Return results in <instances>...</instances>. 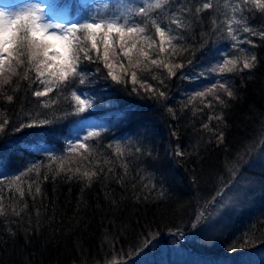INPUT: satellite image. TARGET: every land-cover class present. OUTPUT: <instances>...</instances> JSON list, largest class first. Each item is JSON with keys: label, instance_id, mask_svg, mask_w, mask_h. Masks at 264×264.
<instances>
[{"label": "trees", "instance_id": "obj_1", "mask_svg": "<svg viewBox=\"0 0 264 264\" xmlns=\"http://www.w3.org/2000/svg\"><path fill=\"white\" fill-rule=\"evenodd\" d=\"M137 1L149 2L126 1L132 5V21L145 26L144 42L139 45L136 38L131 59L109 49L105 61L98 40L99 58L95 50L89 51L92 60L81 54L80 75L54 84L42 97L34 93L46 86L27 63L16 75L5 74L10 83L0 87V124L5 125L0 162L7 169H20L15 175L20 179L0 180V264H128L138 254L153 251V243H180L177 235L192 229L195 213L207 214L232 182L239 155L256 144L255 154L264 140V9L253 0L232 3L250 31L243 29L245 38L231 45L224 26L227 0H167L156 11L176 30V39L161 52L150 23L155 11L139 16ZM205 3L211 7L204 9ZM70 4L75 7V0ZM87 47L91 49V42ZM222 50L237 61L235 71L220 73L213 67L219 66L215 57ZM118 55L119 65L111 71L122 80L114 81L105 63ZM253 55L254 67L243 69L242 59ZM197 64L206 66V74L194 76ZM165 65L183 67L173 68L170 75ZM183 72L193 75L188 79ZM221 83L232 97L219 88ZM213 84L217 89L208 93ZM75 91L105 123L92 131L98 136L67 144L63 137L74 117ZM45 120L50 123L39 125ZM32 121L37 126L20 128ZM35 143L49 149L34 150ZM79 143H85L86 150L77 149ZM33 166L35 170L28 171ZM246 171L264 184V175ZM84 172L96 175L89 181ZM258 203L264 200L258 198ZM244 232L232 248L214 240L207 250L235 257L264 245V216Z\"/></svg>", "mask_w": 264, "mask_h": 264}, {"label": "rangeland", "instance_id": "obj_2", "mask_svg": "<svg viewBox=\"0 0 264 264\" xmlns=\"http://www.w3.org/2000/svg\"><path fill=\"white\" fill-rule=\"evenodd\" d=\"M126 1L76 0V7L69 8L67 4L60 3V0H0V9H4L8 13H17L29 5H39L43 8V14L47 20H50L54 24H63L66 27L72 23L88 22L90 17L101 15L106 16L107 18H112L113 16L121 17L119 23H127L128 27L138 26L145 28L144 23H142L143 21H132L133 19L130 17L131 11L133 10L132 5ZM227 1L230 8L225 16L226 21L224 26L227 31L229 27L233 28L230 44H240L241 40L245 38L242 30L246 26L243 25L241 19H239L233 9L232 3L235 0ZM253 1L255 2V0ZM261 2L263 3L264 0H261ZM142 5L145 4L137 1L138 10ZM123 6L125 7L123 8ZM121 9L123 13H121ZM129 9L131 11H129ZM158 12L155 10L152 20L156 21L161 28L166 29V38L163 47H168L170 44L167 41V36L173 37L176 30H173L172 25L163 20L158 15ZM125 15H128L130 18L126 19ZM171 20L173 21L175 18L172 17ZM229 21H232V23L230 24ZM237 21L239 23H237ZM232 36H236V40H233ZM138 37V44L141 45V43L144 42L141 35L134 36L131 39L125 37L126 43L124 49H131L132 44L136 42V38ZM158 38L160 40L159 35ZM98 40L100 41L99 37ZM101 46H103L102 43ZM109 49L114 50L117 54H123V50L120 47L119 37L115 35L110 37ZM56 50H60L59 44L56 45L53 52ZM53 52H50V55L53 54ZM119 58V55L112 60L109 58L108 63L112 64L113 67L117 64L116 62ZM215 59L219 60V62H217L219 66L223 64L225 59L235 60V58L230 57L228 53H226V50H222L221 55H216ZM244 60L245 58L242 59V61ZM118 65L112 70L118 67ZM219 66L213 64V67L218 71ZM205 68L206 66L199 67L198 64L197 66L194 65L192 69L193 71L194 69L196 70L194 76H199V73L202 75L206 74V72L204 73ZM189 72H183L184 77L188 79L192 77L193 73ZM43 79L52 80L47 73ZM75 93L79 95L81 99H85L84 95L79 94L81 93L80 91H75ZM77 107L78 105L76 102V107H74L76 112L75 118L69 123L68 133L63 137L65 140L67 139V143L79 142L82 138L88 135L89 132H92L94 129L105 123V118H102V115L99 114L97 110L95 111V108L91 105L88 106L84 112H77ZM104 114L105 115L103 116H107V113ZM47 146V144H33V147L35 148L34 150L47 149ZM255 146L256 144L248 149L245 154L243 153L239 155L240 158L237 161L238 165L232 174V182L226 186L224 191L220 192L219 197L212 203L208 213L205 214L203 210L197 211L190 224L192 229L184 234L177 235L180 243L172 240L153 243L150 246V249L153 251L149 250V252L138 254L133 262L128 264H264V245L255 247L249 251L241 252V254L239 253L235 257L228 255H220L218 257L215 256V253L210 251L212 249L207 250L210 248V243L208 242L214 240L216 241V245H222V247L227 245L231 248L234 247L232 246V243L237 238L246 235L245 232L242 233L243 230L248 231V229L256 223V220L259 217L261 218L264 216V203H261L260 206H256L259 204L258 198L264 200V184H261L258 179H256L254 173L246 171L251 169L261 173L260 176L264 175V140H261L258 143L257 150L255 151L256 153L254 154ZM1 162L0 178L2 177L8 182L15 179V175L20 169L4 168V165H1ZM222 210H224V212H222ZM243 211L244 214L242 213ZM219 212L226 213V215L220 214L217 216ZM231 215H233V218H230L228 221ZM240 234L242 236H240Z\"/></svg>", "mask_w": 264, "mask_h": 264}, {"label": "snow or ice", "instance_id": "obj_3", "mask_svg": "<svg viewBox=\"0 0 264 264\" xmlns=\"http://www.w3.org/2000/svg\"><path fill=\"white\" fill-rule=\"evenodd\" d=\"M167 0H149L146 5L139 7L138 15L142 17L150 16L155 10L161 9ZM255 4L258 8L264 9V3L261 0H255ZM211 4L205 3L204 9L210 8ZM129 11H131L129 9ZM200 11V9H197ZM44 10L39 5H29L24 9H21L17 13H8L4 9H0V77H4L0 81V87L4 84L10 83L9 78L5 75L10 73L12 75L17 74V68L23 67L25 63L29 66V69H33L36 72V79L40 84L45 85V91H37L34 93L37 97L46 96L53 90V85L58 83L66 84L70 78L79 76L78 68L81 61V54L83 59L92 60V56L89 55L90 50L97 52V58H99V48L97 46L98 37L100 42L104 46L103 58L105 61L109 57L110 37L113 35L119 37L120 47L123 50V54L131 59L130 53L132 49H124L126 43L125 37L131 39L134 36H139L145 32L144 28L138 26L128 27L127 23L121 24L119 20L121 17L113 16L107 18L106 16L97 15L96 17H90L88 22L72 23L69 26H65L59 23H52L44 16ZM155 26V32L160 37V51L163 52V47L166 38V31L161 28L156 21H150ZM231 24L232 21H229ZM237 23H239L237 21ZM180 26L179 21H177ZM59 30V31H57ZM245 32L250 31L247 27L244 28ZM228 32L231 35L233 28L229 27ZM80 33L81 35H78ZM255 35V33H253ZM264 35V33H262ZM175 37L167 36V41L170 44ZM233 40H236V36H232ZM91 42V49L87 47V43ZM243 43H248L247 40ZM59 44L60 50H53L56 45ZM135 43L132 44V48H135ZM50 52L53 54L50 55ZM144 55H147L144 53ZM26 57V60L24 59ZM256 57L253 55L251 59H245L243 61V69H252ZM15 62V63H13ZM153 64H157L156 60L152 61ZM105 67L109 68L108 75L111 76L114 81H121L122 77L114 74L112 64L105 63ZM168 72L173 75V68L183 67L182 65L168 66ZM237 68V61L225 59L223 64L219 66V72H233ZM242 70V69H241ZM46 73L49 76L55 77V80L42 79ZM27 78V73L25 74ZM131 80L136 82V73L131 74ZM80 83H84L81 78ZM219 88L226 92L228 97H232V92L228 91L224 84H220ZM217 89V85L213 84L211 88L207 89L208 93H214ZM151 90L150 88L148 89ZM159 95L164 97V93L160 92ZM199 96H204L205 92L198 93ZM72 98L77 102V112H84L85 109L90 106L89 102L85 99H81L75 92L72 93ZM219 99V97H216ZM8 100L11 101L12 97L9 96ZM222 103V101H221ZM47 106V105H45ZM39 125L50 123V121H39ZM37 126V121H32L29 124H21L20 128ZM5 125L0 124V132L4 130ZM207 127V126H205ZM19 130V129H17ZM98 132H89L88 137L98 136ZM222 139V137H221ZM87 146L85 143H79L77 149H85ZM71 149L70 151H73ZM182 155V153H180ZM52 160L57 159L55 156L50 157ZM35 166L28 169V171H34ZM61 166V171H63ZM79 171V170H77ZM23 174V173H22ZM96 175L92 172H84L83 176L87 177L89 181ZM47 178V177H45ZM20 177L17 176L16 180ZM40 191L39 187L36 189Z\"/></svg>", "mask_w": 264, "mask_h": 264}, {"label": "bare ground", "instance_id": "obj_4", "mask_svg": "<svg viewBox=\"0 0 264 264\" xmlns=\"http://www.w3.org/2000/svg\"><path fill=\"white\" fill-rule=\"evenodd\" d=\"M68 128H69V124H68V126H67V131H68ZM65 140V139H64ZM67 140V139H66ZM66 140H65V142H66ZM67 143V142H66ZM71 143V142H70ZM68 144V143H67ZM69 147V146H68ZM49 148V147H48ZM47 148V149H48ZM37 150V149H36ZM4 167V166H3ZM5 168V167H4ZM2 179V177L0 178V180Z\"/></svg>", "mask_w": 264, "mask_h": 264}]
</instances>
